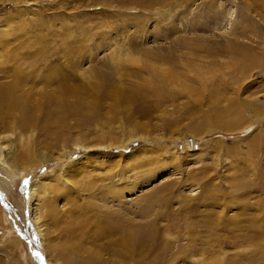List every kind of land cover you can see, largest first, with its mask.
Returning <instances> with one entry per match:
<instances>
[{"label": "rangeland", "instance_id": "obj_1", "mask_svg": "<svg viewBox=\"0 0 264 264\" xmlns=\"http://www.w3.org/2000/svg\"><path fill=\"white\" fill-rule=\"evenodd\" d=\"M12 50L36 69L15 82L35 87L29 109L48 103L25 128L0 123V264L54 258L28 212L37 180L67 221L94 214L87 184L114 193L101 205L129 223L131 253L102 246L95 264H264V0H0V66Z\"/></svg>", "mask_w": 264, "mask_h": 264}, {"label": "bare ground", "instance_id": "obj_2", "mask_svg": "<svg viewBox=\"0 0 264 264\" xmlns=\"http://www.w3.org/2000/svg\"><path fill=\"white\" fill-rule=\"evenodd\" d=\"M11 46H12V44H11ZM4 53H5V55H7L6 51H4ZM10 55H11V59L9 62L7 61V64L9 67L8 68L6 67L7 68L6 69V68H4V66H0V73H2L4 77L12 79V80H10L11 82H9V84H7V86H5V87L1 86V89H0V123L5 121L8 129L12 130L13 128H16V125H18V124H21V127H24V128H25V126H28L30 124V122L32 124L35 120V118H34L35 115H33V114L41 113L42 108H44V106H45V103H48V102H44L42 104L43 107H41V103H39L38 107H36V105H37L36 104L35 108L38 109V111L36 113H35V110L32 111V109H35V108H32L31 110L29 109V108H31L30 105L33 104V98H34L33 94L35 92L34 91L35 87H33V86L28 87L27 88L28 92H26V90H25L27 87L26 79H24V78L21 79L17 85H15V82L17 81L16 80L17 74H21L23 72H32V74L34 75L36 69L34 68L33 65L31 66V65H27V64L24 65V63H18V59H17V55H16L15 51L12 50L11 53L9 55H7V59H9ZM21 66H24L27 70H22ZM59 85H60V83H58L57 87ZM60 87L61 86H59V88H57V89H60ZM47 88H49V87H47ZM63 89L66 90L65 88H61L59 93H58L59 97H60V95L62 97L64 95H66V93L63 91ZM68 90H72V89H68ZM94 90H95V88L89 92L90 94H88V97H90L92 100H96V98L99 97V96H97L98 89H97V91H94ZM23 91H24V93H23ZM37 92H39V91H37ZM62 92H64L65 94H63ZM39 93L41 94V92H39ZM110 93H111V91H110ZM72 94L74 95L75 98L79 97V95H78L79 91H75V93L72 92ZM103 94H105V93H103ZM44 95L47 97L46 99H48L49 101H52V99H53L52 97H54L53 95L52 96H49V95L47 96V94H44ZM70 96H71V94H70ZM63 99H65V98L63 97ZM72 106H73V109L68 108L69 111H75L74 105H72ZM79 106L80 107L84 106V103L79 102ZM27 111L30 112V115L26 114ZM31 111L33 114L31 113ZM69 111L65 110V112H63V113H68ZM48 116L49 115L47 112L46 118H48ZM60 116L61 115L59 114L57 116V119L53 120L52 123L54 124L56 121L62 122L63 120H66V117H65L66 115L61 116V117ZM136 127H137V130L142 129L141 125H136ZM8 137H9L8 135L0 133V158H2V155H3L2 151L5 150V146H6L5 144L3 145V142ZM61 140L63 141L64 139H61ZM144 140H146L145 136L131 137V138H128V140H126V142L121 143L120 147H126L127 145H130L131 143H134L136 141L141 142ZM106 147H107L106 149H109L113 146L112 145H106ZM82 148H83V145H79L77 143L74 145V148L72 150L73 152L68 151V152H64V154L69 155L71 153H74L76 150H77V152H79V151H81ZM9 155H10V153L6 152L3 155V158L0 159V163L5 164V163H7V160L12 159L11 155L10 156ZM72 164L73 163H70L69 164L70 166L68 165L69 167L65 168V173L68 172V169H69V173L70 172H74L75 174L77 172L82 173V170L80 169L81 167L76 168ZM1 167H2V165H1ZM5 170L7 171V169H5ZM65 173H63V175L61 177H59L60 183H57V185L58 184H60V185H58V187L61 186V188H62V186L65 187L64 185L69 184L67 182V179L65 178L66 176H68V177L70 176L71 178L74 177L73 175H69V173H68V175ZM86 181L87 180H84V182H86ZM69 182H71V181H69ZM50 185H52V184H50ZM88 185L89 184H87V187H85L86 189H84V190H85V192L89 191V194L91 195L90 200L93 204V208H92L90 202L88 204H90L89 206H91V208H89V209H91L90 213L92 212L94 214L90 217L91 219H88V220H86L87 218L77 220L78 218L74 217L72 220H69V221L66 220L65 215L62 216L59 213V210L55 207L54 203L51 204L53 202V200L49 199V197H50L52 192H49V191L53 188V186L50 187L47 183H42V182H39L37 180L35 182V186L32 184V186L30 185V187H29V190H28L29 192L27 195L28 196L27 205H28V212L30 213V220H31L32 224L35 226L34 228L36 231V236L39 237L40 240L43 241L45 250H48V252L52 254L51 256L54 257L53 259H48L49 261H47V262H49V264H55L53 262H56V264H61L60 262H62V264H73L74 262H72V260H71L72 257H73V259H79L80 258V260H78V262L76 264H90V263L95 264L96 261L98 262L100 259L105 260L106 263H108L110 260L107 261V259H104V256L106 253H107V255L110 254V255H118V256L121 255V252L126 253V254L131 253L129 246L131 247L133 242L130 239L129 234L131 235V231H133V230L129 229L130 228L129 223L127 224V222L118 220V222H116V224H113L114 223L113 220H115V219L113 216L111 218L110 215H112V214H110L111 212H110L108 206L106 208L103 206L104 204L101 203V202L109 203V201L113 200L114 197L112 196V194H114V193H111V192L105 190V188L100 185V187H96L98 194H96V196L93 197L94 191L96 190V189H94L95 184H93V185L90 184L89 186ZM79 186H81V185H79ZM61 194H64V196ZM60 195L61 196H59V198H63L64 200H67V202L69 201V203L72 206V203H73L72 201H75L74 199L70 200V197L66 193H63V192H60ZM38 200L40 201V204H39ZM92 200H94V201H92ZM95 202H97V203H95ZM37 204H39L38 205L39 207H37ZM101 204H103V205H101ZM34 206H35V209H34ZM72 208L74 209L75 207H72ZM85 208L87 209L88 207H85ZM93 216L99 217L97 219L101 220V221H99V222H97V220L94 221ZM44 222H47L48 223L47 225H51L52 228L55 229L54 231L57 232V234H58L57 239H56L57 242L53 241V244H51V246L50 245L46 246V236L48 238H50L51 234H50V231L46 227L44 228V224H43ZM71 225H74V226H72L73 228H71ZM87 225H92V226L94 225L93 228L96 229L97 231H91L90 233H88L87 231H84L83 227L87 226ZM78 228L80 230H78ZM121 228L126 233H124V236L118 237L119 233L117 231H119ZM77 233H79V235ZM112 233H116L117 239H120V241L111 239V241H107V243L99 244L98 240L100 238L104 239L105 235H111ZM120 233H122V231ZM98 237H99V239L96 242V239ZM106 240H110V239L107 238ZM83 243L90 245L89 248L84 247ZM94 246H97L98 249H95ZM102 246L105 248L104 250L102 249ZM102 250L106 253H102L101 252ZM49 253H47V255H49ZM126 254H124V255H126ZM82 255H85V257ZM48 258H51V257H48Z\"/></svg>", "mask_w": 264, "mask_h": 264}]
</instances>
